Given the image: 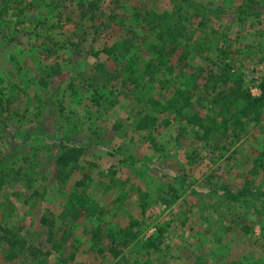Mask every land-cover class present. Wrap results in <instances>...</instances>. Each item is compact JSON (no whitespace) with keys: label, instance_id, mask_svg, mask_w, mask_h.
I'll return each instance as SVG.
<instances>
[{"label":"rangeland","instance_id":"374dc122","mask_svg":"<svg viewBox=\"0 0 264 264\" xmlns=\"http://www.w3.org/2000/svg\"><path fill=\"white\" fill-rule=\"evenodd\" d=\"M12 1L0 17V170L11 166L20 175H6L0 228L40 252L49 233L55 241L65 235L59 250L39 256L43 264H264V110L258 122L241 119L233 132L207 140L170 112L148 131L132 128L145 96L163 100L172 85L192 84V69L177 72L179 51L204 74L228 64L257 94L264 0H81L97 2L92 18L82 20L76 0ZM162 10L169 23L186 17L195 27L182 22L174 54L155 57L152 14ZM204 33L211 50L182 46L185 36L201 40ZM149 59L159 65L152 82L138 79ZM125 64L136 85L122 83ZM94 88L102 107L89 102ZM193 94V108L204 111L209 92ZM69 146L81 149L78 165L57 181L53 159ZM75 189L88 197L91 216L60 222L56 213ZM239 190L246 194L225 195ZM40 217L52 225L41 226ZM128 222H136V237L112 258L107 248ZM148 238L154 247L145 246ZM5 248L0 238V264L34 263L23 255L4 259Z\"/></svg>","mask_w":264,"mask_h":264},{"label":"trees","instance_id":"16d2710c","mask_svg":"<svg viewBox=\"0 0 264 264\" xmlns=\"http://www.w3.org/2000/svg\"><path fill=\"white\" fill-rule=\"evenodd\" d=\"M0 17L7 13L9 6L7 5L8 0H1ZM12 2L16 3V0ZM74 9L77 11L79 20L91 19V10L97 6V2H86L85 4L81 0H76L73 3ZM20 12V11H19ZM156 18L154 22L152 32L154 35V43L151 45V53L155 57L161 55H173L175 45L173 40L176 35L183 37L185 25L182 22L190 26H194V23L190 22L188 18H176L174 22L169 23L165 19L168 17V13L161 11L158 14H152ZM109 16L107 15V18ZM112 19V18H108ZM160 20V21H159ZM161 23L160 25L158 24ZM202 23V22H201ZM200 21L196 22V25L201 24ZM195 27V26H194ZM182 30L181 32L179 30ZM201 40L191 39L190 36H185L182 46L190 47L195 52H201L205 50H211V47L206 44L208 39L206 33L200 37ZM222 53V50H219ZM219 53H216L219 56ZM185 52H178L175 55V61L177 66L178 74L182 75L184 68L192 69L193 81L191 85L186 82H180L177 85H172L167 96L161 100L160 97L145 96L142 102V110L138 113V116L133 122V129L136 131H148L157 124V115L165 112H170L172 118L183 122L185 126L193 127L199 132L200 140H207L219 133L229 131L228 127L231 128V132L235 129L241 119H247L252 122H258L262 111L264 110V75L258 80H255V88L257 94H252L249 88L244 83L243 73L237 72L230 69L228 64H223V68L214 74L212 72L203 73L204 68L200 66H190L187 64ZM128 70L126 72L125 80L122 83L130 82L135 84V77L131 73V69L124 65ZM159 71V65L154 60H147L142 62L139 66L138 79H144L147 81H154L157 72ZM53 73H57L54 71ZM198 80V82H196ZM136 85V84H135ZM96 88L91 92L92 95L88 98L89 102L93 105H97L100 100V94L96 92ZM193 91L199 93L197 99H200L202 95H205V103L207 108L203 111L202 104H196L193 108L192 98ZM95 92L97 94H95ZM201 95V96H200ZM114 128H118V125H113ZM80 148H63L53 159V166L55 167V174L57 181L67 179L71 174V171L77 167V160L80 156ZM7 167V166H6ZM10 173L11 180L19 179L20 170L12 168L11 166L5 170H0V191L4 184L7 182L6 175ZM85 176L83 177V179ZM75 185L80 186L82 181L75 180ZM228 191L225 195L230 200H234L239 196H243L246 193L244 191H237L234 194H229ZM142 197V196H141ZM86 194L79 190L71 191L66 200L64 201L60 210L56 213V218L62 221H75L82 215H90V205ZM87 213V214H85ZM39 224L41 226L52 225V221L44 217L39 218ZM136 225V222H128L125 226L119 230L116 240H113L110 246L107 248L109 255L112 258L119 259V255L122 250L125 249L130 243H132L136 237V233L131 229ZM3 243L5 244L4 259L14 260L20 255H23V261L29 260L34 261L33 264H43L44 258L39 256H46L50 252H55L63 246V242L66 239L65 235H61L58 241L52 238V234H48L46 239L49 242L47 251L40 252L36 247L26 245V241L23 237H17L16 233L7 228H0ZM99 226L95 225L90 229V240L91 243H96L98 239ZM156 238V237H155ZM154 240V239H153ZM150 238L145 240V246L154 247ZM156 242H159L158 240ZM72 254L69 255L71 257ZM28 257V258H27Z\"/></svg>","mask_w":264,"mask_h":264},{"label":"crops","instance_id":"0c3cea01","mask_svg":"<svg viewBox=\"0 0 264 264\" xmlns=\"http://www.w3.org/2000/svg\"><path fill=\"white\" fill-rule=\"evenodd\" d=\"M53 74V73H52ZM69 83H68V86H72V82H70V81H68ZM76 93H78V92H75L74 94H76ZM73 94V95H74ZM77 95V94H76ZM78 96V95H77ZM79 97V96H78ZM77 97V98H78ZM32 98H34V97H32ZM88 105L91 107V106H93L92 104H90V103H88ZM96 105V104H95ZM98 106H100V107H102L101 106V104H100V100H99V103H98ZM94 107V106H93ZM107 108V107H106ZM105 109V108H104ZM102 111H104V110H102ZM71 113H72V110H71ZM114 113V112H113ZM36 114V113H35ZM51 123V122H50ZM50 123H48L49 125H50V127H52L51 126V124ZM71 128H72V126H70ZM122 127H120V129H121ZM132 128H133V125H132ZM73 130H75V129H73ZM136 131V130H135ZM137 132H141V131H137ZM2 136L4 137V134L2 133L1 134V138H2ZM69 147H75V146H69ZM65 148H68V147H65ZM78 171V170H77ZM74 172V171H73Z\"/></svg>","mask_w":264,"mask_h":264}]
</instances>
